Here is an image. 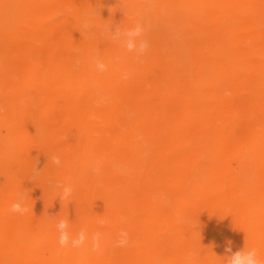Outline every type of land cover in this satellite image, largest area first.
Listing matches in <instances>:
<instances>
[{
	"label": "bare ground",
	"instance_id": "1",
	"mask_svg": "<svg viewBox=\"0 0 264 264\" xmlns=\"http://www.w3.org/2000/svg\"><path fill=\"white\" fill-rule=\"evenodd\" d=\"M150 9L185 48L110 38ZM61 219L84 247H59ZM229 244L264 258V0H0V264H226Z\"/></svg>",
	"mask_w": 264,
	"mask_h": 264
},
{
	"label": "clouds",
	"instance_id": "2",
	"mask_svg": "<svg viewBox=\"0 0 264 264\" xmlns=\"http://www.w3.org/2000/svg\"><path fill=\"white\" fill-rule=\"evenodd\" d=\"M110 38L114 41H118L122 46L128 51L135 53L137 57H142L146 54L150 42L146 38L145 26L137 22L132 27L121 28L116 25L114 28L111 27L108 30ZM95 66L97 71L103 73L108 70V64L102 59L97 57L95 59ZM131 76L130 72H125L123 74V79L127 80ZM105 102V98H101L97 102V106ZM51 160V163L57 167L62 166L61 156L59 154H52L50 157L47 156V161ZM98 171V169H95ZM40 170L35 169V174H38ZM52 188L57 192V197L60 200H70L73 194V186L70 183H65L63 181H55L52 184ZM10 211L12 213H19L21 215L27 212V207L23 206V196L13 202L10 206ZM100 223H107L106 220H101ZM58 236V244L60 248H67L69 245L74 249H79L85 246L88 240V235L86 230L81 229L75 236H71L69 232L68 221L61 219L56 225ZM102 235L99 232H95L91 236V248L92 251H99L101 247ZM129 233L126 230H121L118 233V239L116 240L117 247L127 246L129 243ZM227 255L226 264H264V258L261 257L258 248H250L247 251L237 250L232 251L231 245L226 246L225 249Z\"/></svg>",
	"mask_w": 264,
	"mask_h": 264
},
{
	"label": "rangeland",
	"instance_id": "3",
	"mask_svg": "<svg viewBox=\"0 0 264 264\" xmlns=\"http://www.w3.org/2000/svg\"><path fill=\"white\" fill-rule=\"evenodd\" d=\"M148 14L149 15L144 16V18L142 17V19H144L143 21L145 22L143 24L145 27L154 28L156 30L158 29L159 31L163 32L166 35H167V32L172 31L173 34L171 36V39H172L173 43L179 47L185 48V45L187 44V42H186V39H187V33L186 32L187 31H186V29H184V26H182V24L174 23V22H164L163 20L159 21L157 19V15L151 9L148 11ZM66 15H67V13L64 11H60V12L53 14L54 22L62 21L66 17ZM13 22H16V24L18 23L15 20H13ZM20 25H22V23H20ZM116 25H118V24L115 22L107 23L108 28H111V27L114 28ZM208 25L213 26V24H208ZM149 42H150V46H149L148 50L151 49V44H152L151 40H149ZM225 94H226L227 99L229 101L238 100V99H240V97L241 98H249L248 93H243L242 95H237V94L235 95L234 92H232L230 90H226ZM149 152H150V148L147 147L146 153L148 154ZM45 161H46V159L39 157V159H37L35 169L36 168L38 169V167ZM49 163H51V161H49ZM34 180L39 183V180H37V179H34ZM51 180L55 181L53 177L51 178ZM72 195L74 196V198L79 197V193H73ZM25 197H26V194L24 196V199H25ZM105 224L106 223H100V225H105Z\"/></svg>",
	"mask_w": 264,
	"mask_h": 264
}]
</instances>
